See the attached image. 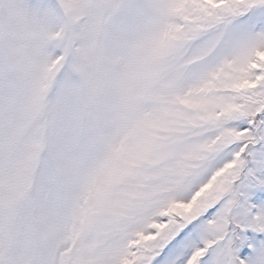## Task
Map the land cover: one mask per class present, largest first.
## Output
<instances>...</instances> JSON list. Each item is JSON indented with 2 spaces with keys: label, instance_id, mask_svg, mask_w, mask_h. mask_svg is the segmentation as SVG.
Returning <instances> with one entry per match:
<instances>
[{
  "label": "snow or ice",
  "instance_id": "obj_1",
  "mask_svg": "<svg viewBox=\"0 0 264 264\" xmlns=\"http://www.w3.org/2000/svg\"><path fill=\"white\" fill-rule=\"evenodd\" d=\"M19 6L38 39L30 71L0 63V264H264V0H114L107 27L95 0ZM85 31L148 70L133 90L93 77L95 112L49 132Z\"/></svg>",
  "mask_w": 264,
  "mask_h": 264
},
{
  "label": "rangeland",
  "instance_id": "obj_2",
  "mask_svg": "<svg viewBox=\"0 0 264 264\" xmlns=\"http://www.w3.org/2000/svg\"><path fill=\"white\" fill-rule=\"evenodd\" d=\"M26 0H14L17 5L12 9L11 25H0V63L7 65L13 71L27 72L32 68L35 44L38 39L34 31L31 19L19 6ZM82 0H66L68 11L71 12ZM114 0H95L98 7L90 10L89 18L97 21L103 27H107L113 21L105 15L104 5ZM79 33V28H76ZM55 38V36L53 37ZM72 29L67 30L66 35H60L61 41L72 39ZM75 47L79 49L75 57L78 65H83L77 74L79 87L64 99L62 108L57 112L56 94L59 89V81L62 78L63 69L56 76L48 95L49 132L53 117L59 120L64 135H67L82 112L94 113L97 106L98 89L93 77L103 80L107 86L119 85L125 89H135L140 78L147 72L146 53L133 57L131 55L116 54L109 47L103 32L92 33L85 31L75 38ZM43 123L36 119L28 123L26 133L32 132ZM47 156V153H44Z\"/></svg>",
  "mask_w": 264,
  "mask_h": 264
}]
</instances>
